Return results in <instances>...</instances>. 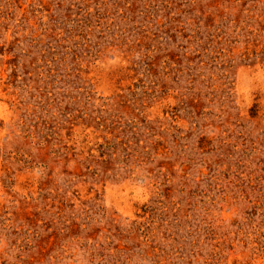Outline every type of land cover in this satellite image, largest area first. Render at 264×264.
<instances>
[{
	"label": "rangeland",
	"instance_id": "374dc122",
	"mask_svg": "<svg viewBox=\"0 0 264 264\" xmlns=\"http://www.w3.org/2000/svg\"><path fill=\"white\" fill-rule=\"evenodd\" d=\"M0 264H264V0H0Z\"/></svg>",
	"mask_w": 264,
	"mask_h": 264
}]
</instances>
